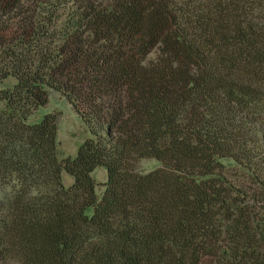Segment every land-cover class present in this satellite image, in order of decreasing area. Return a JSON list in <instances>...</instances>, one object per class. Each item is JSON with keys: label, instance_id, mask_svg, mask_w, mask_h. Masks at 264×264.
Here are the masks:
<instances>
[{"label": "trees", "instance_id": "trees-1", "mask_svg": "<svg viewBox=\"0 0 264 264\" xmlns=\"http://www.w3.org/2000/svg\"><path fill=\"white\" fill-rule=\"evenodd\" d=\"M0 264H264V0H0Z\"/></svg>", "mask_w": 264, "mask_h": 264}, {"label": "rangeland", "instance_id": "rangeland-1", "mask_svg": "<svg viewBox=\"0 0 264 264\" xmlns=\"http://www.w3.org/2000/svg\"><path fill=\"white\" fill-rule=\"evenodd\" d=\"M58 112L56 118V152L57 158L73 156L79 144L88 136V131L78 114L73 110L65 97L55 90L48 91V100L35 113V120H40L47 112ZM228 163V162H227ZM229 164V163H228ZM158 166V162L152 158L139 159L135 164L137 172L145 173ZM230 179H235L233 170H225ZM91 176L95 181V191L98 195L103 190L102 183L106 180V170L103 166L96 167ZM61 180L64 186H69L72 177L65 172H61Z\"/></svg>", "mask_w": 264, "mask_h": 264}]
</instances>
